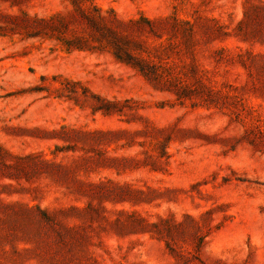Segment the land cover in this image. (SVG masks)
Returning a JSON list of instances; mask_svg holds the SVG:
<instances>
[{"label":"rangeland","instance_id":"obj_1","mask_svg":"<svg viewBox=\"0 0 264 264\" xmlns=\"http://www.w3.org/2000/svg\"><path fill=\"white\" fill-rule=\"evenodd\" d=\"M0 264H264V0H0Z\"/></svg>","mask_w":264,"mask_h":264}]
</instances>
